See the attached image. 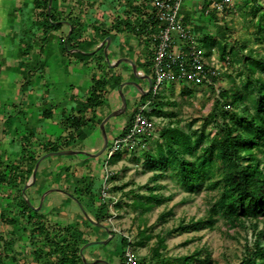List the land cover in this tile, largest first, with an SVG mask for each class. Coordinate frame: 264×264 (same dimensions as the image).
<instances>
[{"label": "crops", "instance_id": "0c3cea01", "mask_svg": "<svg viewBox=\"0 0 264 264\" xmlns=\"http://www.w3.org/2000/svg\"><path fill=\"white\" fill-rule=\"evenodd\" d=\"M55 5L61 26L50 32L46 42L40 47L39 41L36 40L41 31L35 24L38 18L33 0H0V171L6 163H19L21 141L28 133L33 132L36 135L32 141L36 138L41 141L49 135L52 139L62 135V118L69 114H95L101 122L108 113L120 107L117 106V103L121 105L120 90L126 98L125 112H128L135 108L137 100L142 99L141 95L146 94L148 88V80L144 75H149V71L142 69L143 63L140 58L144 45L134 32L135 23L146 17L144 12L148 4L144 0H56ZM213 13H208L209 19H213ZM184 15L189 23V16ZM105 19L113 29L106 31L103 38L90 49L83 38L91 37L95 32L99 34L98 30L103 29L105 24L107 26ZM69 20L74 23L76 41L81 42L78 48L66 47V37L73 30ZM87 27H92L95 32L85 30ZM62 30H65V36L56 43L55 38ZM194 32L201 38L205 31ZM217 35L220 37L218 33ZM105 37H109L107 45L109 59L115 62L121 57L129 58L134 62L139 77L133 75L131 64L127 61H121L113 67L108 65V68L101 70L97 59H90L93 54L103 52L101 42ZM49 38H52L51 42H48ZM62 40L64 45L61 43ZM121 43L124 47H121ZM217 47L212 49L218 52ZM84 57L89 59L84 60ZM127 67L130 68L131 76L126 79L120 76L122 81L116 84L111 77H115ZM101 72L106 73L108 79L105 86L106 103L94 111H84L93 76H98ZM88 78L91 84L84 87ZM126 81H134L137 86L125 83L121 85ZM128 85L136 87V90L130 89ZM44 111L50 112L48 116L43 115ZM102 111L103 114L107 111L104 117L100 115ZM111 119L112 117L104 124L108 142L112 141L125 126L124 119L121 121L122 128L115 131L114 126L108 127ZM99 125L96 129H99ZM96 129L91 130L89 136L94 134ZM102 146L103 136L100 132V135L95 136L86 146L73 145L70 149L96 153ZM55 156L62 157L51 159L45 157L40 161L35 182L26 188L25 192H22V188L21 196L24 199L25 195L29 199L33 206L32 208L29 205L31 209L39 210L44 215L46 226L50 230L57 231L70 227L72 233L77 231L81 233L84 244L90 243L81 251L82 262L85 260L86 264H104L95 261L107 260L105 255L108 254V249L102 244L114 234L94 223L97 222L95 219L97 213L92 207L98 200L100 187L94 189L91 175L93 172L87 166L95 163L96 159L85 154ZM75 163L84 167L80 175L71 167ZM15 193L16 191L0 187V213L6 212L8 216L17 215V204L1 200L6 196L12 201L18 200ZM16 219L21 223L19 227L22 229L24 224L22 218L17 215ZM0 223L7 224L1 217ZM9 232L0 234L1 261L6 257L4 243L9 239ZM107 236L108 239H105ZM22 237L20 238L26 239ZM14 247L15 256L20 259L23 254L18 249V244L16 243ZM29 263L30 258L27 257L26 264Z\"/></svg>", "mask_w": 264, "mask_h": 264}, {"label": "rangeland", "instance_id": "374dc122", "mask_svg": "<svg viewBox=\"0 0 264 264\" xmlns=\"http://www.w3.org/2000/svg\"><path fill=\"white\" fill-rule=\"evenodd\" d=\"M144 1L147 3V0ZM234 2L235 13H224L219 15L220 17L213 13V19H209V15L204 11V0H185L181 8V12L189 16V23L194 31L214 29L219 30V36L224 34L220 42L226 48L223 55H228L231 59V67L230 71L224 73L219 79L217 85L219 90L240 88L244 83L248 74L244 66L245 57L251 56L250 59L259 55L264 57V0H234ZM255 6L261 7L262 14L253 13ZM35 10L38 18L41 8L36 7ZM105 23L107 26L105 24L103 29H99V34H96L92 27L85 29L95 32V35L83 38L90 49L103 38L106 31L113 29L112 25L111 27L108 25L107 19ZM138 23H135L134 32L139 36L142 44L148 45L150 50L149 53H143L140 57L143 63L142 69L149 71L154 51L153 40L151 35L139 29L141 26ZM40 35L41 33L37 36ZM64 36L65 30L59 31L55 42L58 43ZM51 41L52 38H49L48 42ZM221 45L217 47L218 52L216 51L219 57L222 53ZM122 46L124 47V44L121 43ZM120 76L122 79L131 76L130 68L122 69L111 78H114L115 83L118 84ZM250 76L264 80V69L261 63L254 67ZM90 84L91 81L88 78L84 87ZM128 87L136 90V87L132 85ZM247 92V90L244 91V96H247ZM156 94L158 96L156 102L166 104L160 107L155 106L157 110L162 109V115L150 116L155 123L154 132L148 137H142L139 144L130 147L125 145L117 150L113 160H108L109 158L102 154L95 157V163L87 166L93 172L91 175L94 189L100 187L99 198L92 207L97 213L95 219L98 217L100 206L106 205L107 213L103 215L100 222L114 233L111 239L102 244L108 249L105 257L110 264H120L122 261V255H118L121 250L120 237L127 236L131 241H137L139 232L144 231V235H149V237H144L143 244L134 247L137 257L136 264H185L181 257L190 255L195 250H199L200 255L191 263L238 264L246 248L252 245L256 230L264 227L263 216L259 217L258 226L255 229L250 220L229 223L218 218L213 225L207 224L195 229L181 230L179 229L180 222L188 223L207 216L208 209L219 196V189H208L206 180H203L193 191H186L179 183L172 168L163 171L162 177L154 179L153 176L161 173L160 170L154 171L145 163L146 153L155 154L157 151V140L160 141L158 131L161 127L177 125L189 133L195 132L197 135L204 133L205 139L202 143H208L210 138L218 132V123L222 120L223 107L220 102L216 105L219 96L210 87L197 86L183 81L165 83L159 87ZM117 106L120 104L117 103ZM137 106H145L147 112L154 108L144 99L137 100L134 107ZM135 108L125 114L113 116L108 127L114 126L115 131H118L122 128L123 122L121 121L124 119L126 126ZM213 111H218V115H215ZM240 111L241 108L236 109L237 113ZM106 112L103 114L102 111L100 115L104 117ZM100 132V128L96 129L94 134L85 140L77 141L74 146H86L93 141L95 136L100 135ZM120 134L121 132L117 136ZM142 143L143 146H141ZM163 150L165 151V148ZM256 154L259 159H263L260 152L257 151ZM53 157L62 156L51 155L47 158ZM187 157L193 158L194 156L188 155ZM261 164L263 165L264 161ZM71 167L78 175L84 171V167L77 166L76 163ZM28 168L33 170L32 164ZM213 170L214 178H217L221 164L215 158ZM31 176L32 174L26 182L31 179ZM102 186H107L106 194L109 195L108 198H104L105 200L101 197ZM150 192L156 195V198L149 200L147 196ZM136 202H142L148 205V208L134 206ZM162 213L164 216H160ZM13 229L14 227L10 224L0 223V234L13 231ZM24 237H26L25 234ZM155 248L158 249L159 257L153 254ZM29 253L28 248L29 264H35ZM3 261L7 263V260L3 259Z\"/></svg>", "mask_w": 264, "mask_h": 264}, {"label": "trees", "instance_id": "16d2710c", "mask_svg": "<svg viewBox=\"0 0 264 264\" xmlns=\"http://www.w3.org/2000/svg\"><path fill=\"white\" fill-rule=\"evenodd\" d=\"M48 1L33 0V5L41 8L35 23L41 31L38 38L40 47L46 42L49 33L61 26L60 18L55 10L56 0H51L49 12ZM253 13L262 14L261 7L255 6ZM144 14L149 16L148 8L145 9ZM69 21L73 30L66 37V47L78 48L81 46V42L76 41L74 23L72 20ZM151 24L150 17L141 19L138 23L141 27L138 28L145 32ZM216 33L219 34V30L205 31L200 38V45L207 54L211 53L212 48L221 45L220 40L224 34L218 37ZM61 43L64 45V40ZM66 47L63 49L65 50ZM220 49L221 57H223L226 48L221 45ZM142 50V53L150 52L148 45H144ZM250 57L244 59V66L248 74L240 88L220 89L219 91L216 105L220 102L223 107L222 120L218 123V132L210 138L208 143H202V140L205 139L204 133L197 135L195 132L189 133L177 125L166 126L161 127L158 131L160 141L157 140L156 153L148 152L145 155V163L152 170L161 172L155 174L154 179L162 177L163 171L172 168L179 183L186 191H193L203 180H206L208 189H219V196L208 209L207 216L191 220L188 223L180 222L179 229L181 230L195 229L207 224L213 225L218 218L229 223L250 220L255 229L258 226L259 217L263 216L264 218V164H261L264 161V80L260 77L250 76L254 67L259 63L264 69V57L260 55L252 59ZM83 59L88 60L89 58L84 57ZM90 59H97L101 70L108 68L102 51L93 54ZM105 74L101 72L98 76H93L84 103V111H94L105 105L107 93L105 86L108 82ZM118 79V83L122 81L120 77ZM245 90L248 91L247 96H244ZM141 97L154 107L151 111H144L145 115L150 117L163 114L162 109L157 110L155 106L160 107L166 103H157L156 93L149 91ZM238 108H241L239 113L236 112ZM213 112L218 115V111ZM48 113L50 112L44 111L43 115L47 114L48 116ZM99 122L100 118L95 114H69L62 118V135L55 136L53 139L49 135L41 141H38V138L32 141L36 137L33 132L23 136L20 161L3 165L0 171V187L16 191L18 200L12 201L8 196L2 197L1 200L17 204L16 214L22 218L24 224L21 229L19 227L21 223L16 219L17 215L8 216L6 212L0 213L2 220L14 227L13 231L9 232V239L4 243L7 263L0 260V264H26L28 248L29 255L36 264H86L82 262L79 254L80 246L85 243L81 239V233L79 231L72 233L70 227L57 231L50 230L46 226L44 215L39 210L31 209L22 198L21 189L31 175L32 169L28 168L30 164L34 167L37 159L46 152L70 149L77 141L87 138L91 130L98 128ZM125 130L126 126L123 127L121 134ZM110 144L111 140L108 142L105 155ZM257 151L263 155L262 160L257 157ZM188 155L194 157L189 158ZM114 156L115 154L108 160H113ZM214 158L221 164L220 174L217 178H214ZM147 198L151 200L156 198V195L150 192ZM134 206L148 208V205L142 202H136ZM106 213L107 207L103 204L100 206L96 221L100 223ZM160 216H164V213ZM24 234L26 239H21ZM144 237H149V235H144V231L139 232L137 241H129L127 237L121 236V250L118 255H122L128 244L133 248L142 245ZM16 243L23 254L20 259L14 253ZM153 254L155 257H159L157 248L153 249ZM199 255L200 251L195 250L190 255L182 256L181 259L185 264H195L191 262L195 261ZM238 264H264V227L256 230L252 245L246 248L245 254Z\"/></svg>", "mask_w": 264, "mask_h": 264}, {"label": "built area", "instance_id": "2783aa9c", "mask_svg": "<svg viewBox=\"0 0 264 264\" xmlns=\"http://www.w3.org/2000/svg\"><path fill=\"white\" fill-rule=\"evenodd\" d=\"M185 0H147L149 16L152 22L145 33L152 36L153 55L149 67L151 87L149 91L157 93L165 83L186 82L197 86L210 87L219 95L218 81L231 67L228 55L219 57L214 49L210 54L200 45V37L194 32L181 12ZM205 12L217 15L235 13L234 0H205ZM145 106H137L126 130L111 141L106 157L114 154L123 146L139 144L142 137H148L155 130L154 121L145 115ZM143 146V143L141 144ZM107 186H102V199L108 198ZM105 200V199H104ZM113 203V201H112ZM127 237V236H125ZM129 241L131 239L127 237ZM134 248L128 244L122 253L120 264H136Z\"/></svg>", "mask_w": 264, "mask_h": 264}, {"label": "water", "instance_id": "95a60500", "mask_svg": "<svg viewBox=\"0 0 264 264\" xmlns=\"http://www.w3.org/2000/svg\"><path fill=\"white\" fill-rule=\"evenodd\" d=\"M50 7H51V0L48 1V7H47L48 12L50 10ZM65 42H66V40H65ZM108 42H109V37H105L103 39V41L101 42V45L103 46V54H104V57H105V60H106L107 64L110 67H113V66H117L119 64V62H121V61H127V62H129L131 64L133 75L135 77H139L138 74H137V70L135 68L134 62L132 60H130L129 58L121 57V58L117 59V61H115V62H112L109 59L108 54H107ZM75 50H77V49H75ZM144 78H146L148 80V88L145 91L146 93H148L149 90H150V87H151V78H150V76L148 74H145ZM124 83L125 84H132L134 86H137V83L134 82V81H126V82L121 83V85H123ZM140 89L143 90L141 87H140ZM120 97H121V105H120V107L118 109H115V110L111 111L110 113H108L100 122L99 128H100L102 136H103V146L101 147V149L98 152L89 153V152H86V151H83V150L63 149V150H58V151H49V152H46V153L42 154L37 159V161L35 162L33 170H32L31 179L28 182L25 183V185L23 186L22 192H25L26 188H28L29 186H31L35 182L36 176H37V168L39 166L40 161L42 159H44L45 157H48V156H51V155H64V154H85V155H88V156H91V157H96V156H99V155L103 154L106 151L107 146H108V137H107V134H106V131H105V127H104L105 122L108 119H110L111 117H113V116H116V115L124 113L125 109L127 107L126 98H125L124 94L121 92V90H120ZM42 196H43V194H42ZM24 200L26 201V203L28 205L31 206V204L29 202V199L25 195H24ZM40 204L41 203H39V205ZM31 207L33 208V206H31ZM94 223L99 225L100 227H103L107 232L110 231L109 228L107 226L103 225L102 223H99V222H94ZM89 244L90 243H86V244L82 245L81 248H80V255H81L82 259H83V255H82L81 251L86 245H89ZM83 261H84V263H87V262H85V260H83ZM98 262L99 263H104V264H110L105 259H98L97 261H95V263H98Z\"/></svg>", "mask_w": 264, "mask_h": 264}]
</instances>
